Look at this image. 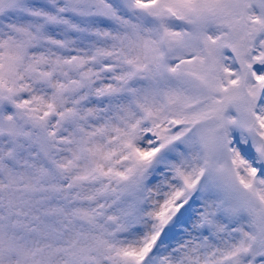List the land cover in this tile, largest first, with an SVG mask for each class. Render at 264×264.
Instances as JSON below:
<instances>
[{
    "label": "snow or ice",
    "instance_id": "1",
    "mask_svg": "<svg viewBox=\"0 0 264 264\" xmlns=\"http://www.w3.org/2000/svg\"><path fill=\"white\" fill-rule=\"evenodd\" d=\"M0 264H264V0H0Z\"/></svg>",
    "mask_w": 264,
    "mask_h": 264
}]
</instances>
